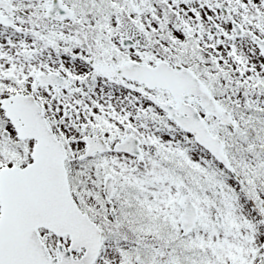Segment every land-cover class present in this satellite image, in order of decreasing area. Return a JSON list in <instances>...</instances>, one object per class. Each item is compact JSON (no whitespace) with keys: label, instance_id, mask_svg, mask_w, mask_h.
<instances>
[{"label":"snow or ice","instance_id":"snow-or-ice-1","mask_svg":"<svg viewBox=\"0 0 264 264\" xmlns=\"http://www.w3.org/2000/svg\"><path fill=\"white\" fill-rule=\"evenodd\" d=\"M0 264H264V0H0Z\"/></svg>","mask_w":264,"mask_h":264}]
</instances>
